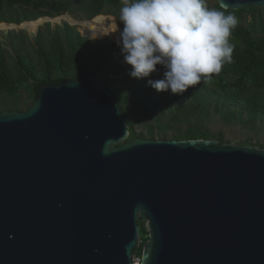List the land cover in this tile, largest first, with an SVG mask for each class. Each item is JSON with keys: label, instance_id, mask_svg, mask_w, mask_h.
<instances>
[{"label": "water", "instance_id": "95a60500", "mask_svg": "<svg viewBox=\"0 0 264 264\" xmlns=\"http://www.w3.org/2000/svg\"><path fill=\"white\" fill-rule=\"evenodd\" d=\"M129 135L90 72L0 111V264H264V147Z\"/></svg>", "mask_w": 264, "mask_h": 264}, {"label": "trees", "instance_id": "16d2710c", "mask_svg": "<svg viewBox=\"0 0 264 264\" xmlns=\"http://www.w3.org/2000/svg\"><path fill=\"white\" fill-rule=\"evenodd\" d=\"M122 6L123 0H0V24L5 25L4 29H23L21 24L1 21L22 22L66 12L82 19L100 14L87 20L97 24L102 15L119 19ZM214 8L229 14L218 3ZM232 11L240 14L243 9ZM113 21L118 24L116 18ZM80 32L83 33L82 28L78 31L66 22L61 29L50 31L46 41L37 36V61L23 50L24 38L20 36L14 64L8 61L0 41V111L26 110L45 84L90 72L117 98L129 124L128 140L204 138L226 142L222 132L206 128L205 122L212 115L230 123L239 120L255 125L264 120V35H256L254 27L237 21L230 37L234 45L232 62L225 63L207 84L193 86L181 95L158 92L150 86L149 79L162 78L159 72L145 79L131 77V66L123 62L115 41L89 39ZM138 123L145 126V134L136 130ZM259 145L264 147L263 143ZM140 233V245L135 250L139 257L149 239L145 220L140 222Z\"/></svg>", "mask_w": 264, "mask_h": 264}, {"label": "clouds", "instance_id": "9594fccd", "mask_svg": "<svg viewBox=\"0 0 264 264\" xmlns=\"http://www.w3.org/2000/svg\"><path fill=\"white\" fill-rule=\"evenodd\" d=\"M233 14L209 8L206 0H123L115 35L123 62L136 79L158 92L181 95L207 84L232 62ZM104 35V34H102Z\"/></svg>", "mask_w": 264, "mask_h": 264}, {"label": "rangeland", "instance_id": "374dc122", "mask_svg": "<svg viewBox=\"0 0 264 264\" xmlns=\"http://www.w3.org/2000/svg\"><path fill=\"white\" fill-rule=\"evenodd\" d=\"M217 0H206V5L209 8H214L217 4ZM248 7L243 9L240 14L234 13L229 9V13L236 16L237 21H241L242 24L254 27L256 29V35H264V6L257 9H251ZM116 18L118 24L119 19L112 16L102 15V20L97 24H92L87 20H77L68 15L62 14L61 16L55 17H40L36 20L25 21L21 23L23 29L9 28L4 29L5 25L0 24V41L3 43L5 53L8 61L11 64L15 63L16 47L18 39L22 36L24 38L23 50L28 51L32 56L31 58L37 61V55L34 51L35 38L40 36L43 41H46L50 37V31L54 32L61 29L64 24L70 22L79 31L82 28L83 34L90 37L89 39H111L115 41V33L111 36L107 34L117 29V25L114 23ZM9 22V21H6ZM18 24V23H13ZM69 24V23H68ZM73 26V25H72ZM104 34V35H102ZM19 35V36H18ZM116 42V41H115ZM234 109L235 107H231ZM243 117H247L245 114ZM205 126L211 132H222L226 139V142H232L237 144H249L260 146V143L264 144V120H258L255 125L247 124L242 121L236 120L234 122H228L222 119L219 115L214 114L208 118L205 122ZM145 126L141 123L136 124V130L138 132H144ZM146 225V222H145ZM135 257L140 259L138 255Z\"/></svg>", "mask_w": 264, "mask_h": 264}, {"label": "flooded vegetation", "instance_id": "af4514ba", "mask_svg": "<svg viewBox=\"0 0 264 264\" xmlns=\"http://www.w3.org/2000/svg\"><path fill=\"white\" fill-rule=\"evenodd\" d=\"M71 16H72V18H74V19H77V20H85V19H82V18H80V17H78V16H76V15H74V14H71V13H69Z\"/></svg>", "mask_w": 264, "mask_h": 264}, {"label": "built area", "instance_id": "2783aa9c", "mask_svg": "<svg viewBox=\"0 0 264 264\" xmlns=\"http://www.w3.org/2000/svg\"><path fill=\"white\" fill-rule=\"evenodd\" d=\"M134 264H140V259L138 258H136V257H134Z\"/></svg>", "mask_w": 264, "mask_h": 264}]
</instances>
